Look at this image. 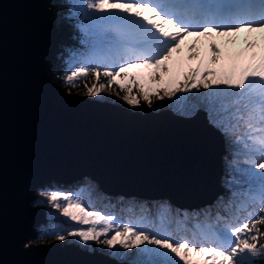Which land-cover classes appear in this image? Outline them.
Returning a JSON list of instances; mask_svg holds the SVG:
<instances>
[{
  "label": "water",
  "instance_id": "95a60500",
  "mask_svg": "<svg viewBox=\"0 0 264 264\" xmlns=\"http://www.w3.org/2000/svg\"><path fill=\"white\" fill-rule=\"evenodd\" d=\"M51 7L0 0V264H128L30 240L45 219L36 189L87 175L111 194L202 205L220 189L222 134L202 108L140 112L50 80L60 41Z\"/></svg>",
  "mask_w": 264,
  "mask_h": 264
},
{
  "label": "snow or ice",
  "instance_id": "6c2138e0",
  "mask_svg": "<svg viewBox=\"0 0 264 264\" xmlns=\"http://www.w3.org/2000/svg\"><path fill=\"white\" fill-rule=\"evenodd\" d=\"M85 7L101 37L95 58L113 63L76 67L63 82L75 88L92 76L96 83H84L86 95L115 84L128 105L143 100L149 107L161 92L173 97L209 90V121L242 145L249 165L243 176L259 188L261 207L243 222L198 225L189 239L167 230L165 208L153 231L92 210L78 194L52 190L40 195L64 220L42 227L41 238L137 249L140 258L128 264H252L264 256L258 243L264 237V0H85ZM241 125L247 131L236 135Z\"/></svg>",
  "mask_w": 264,
  "mask_h": 264
},
{
  "label": "trees",
  "instance_id": "16d2710c",
  "mask_svg": "<svg viewBox=\"0 0 264 264\" xmlns=\"http://www.w3.org/2000/svg\"><path fill=\"white\" fill-rule=\"evenodd\" d=\"M82 1L85 2V0ZM74 2L75 0H51L52 18L58 29L60 41L54 53V58L48 68L47 75L50 80L65 90L85 93L86 89L84 83H87L90 87L92 84L96 83V80L94 77L89 76L86 81L81 82L77 87L70 88L63 82L62 77L67 72L74 69L71 68L72 65L79 63L80 66L87 64L88 66L96 67L99 64L103 67L105 64L113 63V61H100L95 58L96 53L102 52V49L95 51L89 50L91 41L98 37L90 36V34L83 31L80 25L79 9L75 8ZM99 38V40H101V37ZM100 82L106 83L103 76H101ZM106 89L118 95L123 93L115 84L106 87ZM207 91L209 90L201 88L199 92L193 90L192 93H177L173 97L163 96V92H161L160 95L163 98L153 97V103L155 101L163 103L153 105L152 108L173 106V111L191 114L196 108L201 107L205 110L206 117L209 120L210 104L208 100L204 98V94ZM221 99H223V97ZM123 103L127 104L125 101ZM142 103H144L143 100H141L138 106L133 107L140 108ZM218 129L223 136L224 148V153L221 157V172L219 175L221 192L214 195L209 202L202 204L203 207L202 205L195 208L177 207L165 198L154 199L134 195L111 194L101 190L98 183L90 180L87 175L69 180V182L52 180L47 185H52V187H49L51 191L60 190L71 192L74 195L78 194L82 197L83 201L85 200L87 205L96 206L104 211L112 212L109 215H114L119 223L131 222L137 224V226L147 225L151 227L153 231H155L160 224L159 213L161 209L165 208L166 210H170L167 216V230L178 237L187 236L189 239H192V234L194 235L199 231L197 228L198 225L201 227L211 225L213 228H222L226 223H238L243 222L245 219L255 218V216L249 217L248 212L255 209L258 213L261 207L259 202V188L250 187L246 182V178L243 176V173L247 171L249 165H245L240 161H246V153L241 154L240 151H237V143H233L235 135L226 137L225 133L220 128ZM246 131L247 129L241 125L236 135H242ZM66 188H70L71 190L67 191L65 190ZM42 191L43 190H40L35 193V199L42 197L40 195ZM177 209L179 210L177 211ZM45 214V221L37 227L36 235L30 238V240L37 241V239L41 237L39 233L42 227H46L50 222L56 223L58 221L53 217V215H55L53 211L45 209ZM261 231H264V225L261 226ZM48 236H44L43 238L48 239ZM94 243L95 242H91L84 247H99ZM258 243L264 244V237L259 238ZM101 250L115 256L119 247L117 246L109 250L102 246ZM132 250H134V252H132ZM137 253L138 250L133 248L131 249V255L128 256L127 254L119 256L118 258L125 259L128 262L132 259L140 258ZM252 264H264V256L254 259Z\"/></svg>",
  "mask_w": 264,
  "mask_h": 264
},
{
  "label": "rangeland",
  "instance_id": "374dc122",
  "mask_svg": "<svg viewBox=\"0 0 264 264\" xmlns=\"http://www.w3.org/2000/svg\"><path fill=\"white\" fill-rule=\"evenodd\" d=\"M74 6H75V8L77 9H79V18H80V25H81V27H82V29H83V31L84 32H87L88 34H90V36H95V37H98V38H94V40H92L91 41V43H90V47H89V50H93V51H95V50H101L102 49V46H101V44H100V41L101 40H99L100 38V33H99V31H98V29H96L94 26H93V24H92V22L90 21V19L85 15V11H86V7H85V2L84 1H82V0H75V2H74ZM95 15H100V13H95ZM85 37H87V36H85ZM78 66H80V64L79 63H76V64H74V65H72V67L71 68H76V67H78ZM68 91H70V90H68ZM70 92H77V93H79V94H85L86 95V92L84 93V92H78V91H70ZM126 93L125 92H123V93H121L120 95H118V94H116V93H113V92H111V91H109V90H107L106 88L104 89V90H102L100 93H99V95L98 96H96V97H92V96H89V95H87V96H89L90 98H94V99H98V100H105V101H109V102H113V103H117V104H119V105H122V106H125V107H127V108H129V109H132V110H136V111H140V112H142L144 109H148V110H158V109H160V108H170V107H159V108H152V106L153 105H157V104H160V103H163V102H152V106L151 107H149L148 106V104L146 103V102H144V103H142L141 104V106H140V108H135V107H133V106H131V105H127V104H125V103H123L124 102V100L122 99V97L125 95ZM107 97H109V98H107ZM113 99V100H112ZM114 99H116V100H114ZM120 102H122V103H120ZM198 108H201V107H198ZM203 109V108H202ZM193 113V112H192ZM191 113V114H192ZM208 120V119H207ZM222 134V133H221ZM222 138H223V136H222ZM237 147H238V149H237V151L239 152L240 151V153L241 154H243V153H245V150L243 149V147H242V145L241 144H237ZM241 163H244L245 165H248L247 163H246V161L244 160V162L243 161H240ZM49 187H52V185L50 184V185H47V184H45L44 186H42V187H39V188H37L36 189V191H35V193L36 192H38V191H40V190H43L42 192H47V191H51V189L49 188ZM53 187H59V186H53ZM46 188H49V189H46ZM221 189V188H220ZM219 189V190H220ZM65 190H67V191H70L71 189L69 188H66ZM219 192V191H218ZM217 193V192H216ZM214 197V196H213ZM80 198L82 199V197L80 196ZM37 201H43L42 203H37ZM84 202H85V200H84ZM85 204H86V202H85ZM32 205H41L44 209H48V210H51V211H53V213L55 214V215H53V217H55L58 221L57 222H59V221H62V220H64V218L63 217H61L60 216V213L58 212V210H56V209H54V208H52L50 205H48L47 204V202H46V200L44 199V197H38V198H36L35 199V201L32 203ZM87 205V204H86ZM88 207H90L92 210H97V211H101V212H103L105 215H109L110 213H112V212H110V211H104V210H102L101 208H99V207H96V206H90V205H87ZM199 206V205H198ZM197 207V206H196ZM191 208V207H190ZM55 211V212H54ZM45 219H46V214H45ZM45 219H44V221H45ZM43 221V222H44ZM43 222H41V223H39V225H41ZM69 223H71V222H69ZM38 225V226H39ZM67 225H65V227H66ZM174 236H176L175 234H173ZM190 235V234H189ZM177 238H179L178 236H176ZM194 237V235L192 234V236H191V238H193ZM46 242L47 244H49V243H51V242H54V241H57V240H55L52 236H48V239H44V238H41V237H39L38 239H37V241H35V242ZM58 242H60L61 244H64V243H69V242H72V243H75V244H78L81 248H83V249H87V250H92V249H96V250H98V251H101V252H103V253H105V254H107L104 250H101V247L102 246H104V247H106L107 249H109V250H111V248H108L106 245H100V244H97V243H94L95 245H98L99 247H97V246H92V247H90V248H86V247H84L85 246V244H82L81 242H79V240L77 239V238H72V237H69V238H67L65 241H58ZM91 243V242H90ZM93 243V242H92ZM28 243H26V245H27ZM119 247V246H118ZM132 252H134V250H132ZM128 254V256L129 255H131V250L130 251H127V250H124L123 248H120L119 247V250H118V252L115 254V256H112V255H110V254H107V255H109V256H111V257H114L115 259H117V260H125V259H120V258H118L119 256H123V255H127ZM126 262H127V260H125Z\"/></svg>",
  "mask_w": 264,
  "mask_h": 264
},
{
  "label": "bare ground",
  "instance_id": "6f19581e",
  "mask_svg": "<svg viewBox=\"0 0 264 264\" xmlns=\"http://www.w3.org/2000/svg\"><path fill=\"white\" fill-rule=\"evenodd\" d=\"M219 175H220V174H219ZM68 182H69V181H68ZM219 192H221V189L219 190ZM219 192H217L216 194H218ZM216 194H215V195H216ZM154 199H155V198H154ZM156 199H157V198H156ZM212 201H213V200H212ZM204 204H205V203H204ZM195 207H196V206H195ZM195 207H194V208H195ZM200 207H201V206H200ZM202 207H203V205H202ZM186 208H188V207H186ZM178 210H179V209H177V211H178ZM175 211H176V210H175ZM177 211H176V212H177ZM182 211H183V210H182ZM187 211H188V209H187ZM186 213H187V212H186Z\"/></svg>",
  "mask_w": 264,
  "mask_h": 264
}]
</instances>
